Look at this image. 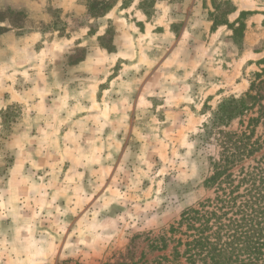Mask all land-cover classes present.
<instances>
[{"label":"rangeland","instance_id":"rangeland-1","mask_svg":"<svg viewBox=\"0 0 264 264\" xmlns=\"http://www.w3.org/2000/svg\"><path fill=\"white\" fill-rule=\"evenodd\" d=\"M88 9L70 27L49 8L54 21L30 34L25 10L0 7V36L31 52L0 69V143L19 146L0 159V264H117L133 235L209 197L218 150L201 128L264 68V0ZM242 11L238 36L225 23Z\"/></svg>","mask_w":264,"mask_h":264},{"label":"trees","instance_id":"trees-1","mask_svg":"<svg viewBox=\"0 0 264 264\" xmlns=\"http://www.w3.org/2000/svg\"><path fill=\"white\" fill-rule=\"evenodd\" d=\"M246 14L225 23L235 35ZM200 137L218 150L205 180L212 194L168 227L133 235L117 264H264V68L216 105Z\"/></svg>","mask_w":264,"mask_h":264},{"label":"clouds","instance_id":"clouds-1","mask_svg":"<svg viewBox=\"0 0 264 264\" xmlns=\"http://www.w3.org/2000/svg\"><path fill=\"white\" fill-rule=\"evenodd\" d=\"M5 6H10L14 10L26 11L30 34L41 32L42 24H51L54 21L55 18L49 8L61 9L62 19L70 27L76 26L78 22H88L91 19L88 0H0V7ZM30 55V51L27 53L25 51L23 37L17 38L14 34L0 36V69L15 68L26 62ZM65 71L72 76L76 69L68 67ZM18 147L11 142L0 143V159L16 154Z\"/></svg>","mask_w":264,"mask_h":264}]
</instances>
